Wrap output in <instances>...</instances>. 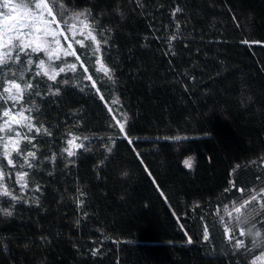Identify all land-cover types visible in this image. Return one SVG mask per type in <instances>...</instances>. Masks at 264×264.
Masks as SVG:
<instances>
[{
  "label": "trees",
  "instance_id": "obj_1",
  "mask_svg": "<svg viewBox=\"0 0 264 264\" xmlns=\"http://www.w3.org/2000/svg\"><path fill=\"white\" fill-rule=\"evenodd\" d=\"M46 2L63 26L85 14L115 82L98 71L91 42L75 46V71L56 82L35 76V65L60 60L32 54L18 82L38 84L40 95L25 92L21 104L43 128L29 135L35 148L20 145L36 152L23 168L26 190H10L22 199L0 195V209L12 212H0V264L264 259V0ZM73 137L89 150L68 157Z\"/></svg>",
  "mask_w": 264,
  "mask_h": 264
},
{
  "label": "snow or ice",
  "instance_id": "obj_2",
  "mask_svg": "<svg viewBox=\"0 0 264 264\" xmlns=\"http://www.w3.org/2000/svg\"><path fill=\"white\" fill-rule=\"evenodd\" d=\"M19 8H23V12H18ZM180 11L176 9L175 12ZM173 12V15H175ZM45 13H47L48 17L52 18V21H55V15L53 14L52 7H50L49 3L46 0H21L20 4H12L10 0H0V77H3L0 80V83H3L5 86L3 87V91L0 92V100L12 101L13 103H19L22 99L25 92H30L32 95L39 96L40 92L37 90L39 85H33L31 82H25L23 86L18 81H23L25 72H30L32 70V65L34 61L32 60V54L38 53L43 51L45 55L48 57V61H52L54 59H60V56L57 55L59 40L55 39V35L50 32L49 25L52 21H49L45 17ZM65 11L63 8L59 10V15L63 17ZM78 16H84V13H78ZM90 15V13L88 14ZM85 19L87 17L85 16ZM67 23V21H65ZM40 26V27H38ZM87 27V25H85ZM179 27V25H177ZM48 35H52V41H49L46 37ZM88 36L91 37L92 41L96 42L97 46L92 49V55L96 56L98 52L101 51L99 47V42L96 40V36L92 35L91 32L88 33ZM176 35L170 37L169 42L171 40H175ZM244 43H248V41H243ZM107 43V41H105ZM55 44L57 47H53L52 45ZM15 52V55L13 53ZM21 55L28 57L26 61L21 60ZM64 55H75L74 52H65ZM79 59V57H77ZM97 63H100L99 59H97ZM37 71L35 72V76H44L47 77L48 81L56 82L57 75L59 73L71 70L75 71L76 64H67L66 67H60L59 72H57V67L54 66L52 63H48L46 65V61L44 59H39V62L35 65ZM104 75L108 78L109 81H113L111 70L101 65V69ZM84 73H88V69L84 68ZM82 80L92 81V88L96 87L95 81L92 80L91 75H83L81 77ZM61 83H69L68 80L61 81ZM86 86H81L79 90L81 92L85 91ZM49 93L51 95H59L60 88L56 87L53 90V85L49 84ZM98 92L99 89H96ZM5 94H7L5 96ZM100 99L103 100L104 97L101 95ZM113 103H118V101H113ZM35 110L38 112V106L33 105ZM32 111V109H25L21 108V111L17 113L21 119H15L13 117V123L20 124L23 127H26L29 132H32L35 128V132L39 135L42 131L43 126L36 127L32 120L33 117L25 116L24 112ZM111 111V109H109ZM11 115L9 110L3 111L4 117H9ZM124 121H127V115H124ZM119 123V121H118ZM5 125H8V131L12 132L13 129L11 125H9L8 121H5ZM0 131H4V127L0 126ZM120 131H124V124L120 123ZM43 133L45 135H51L47 129H43ZM16 139H13L11 136L8 137H0V142H3V157L7 160V165H11L16 167L14 164V159L12 157V153L15 152L17 157H23V162L19 165L21 169L27 165L29 168H33L35 165L32 163L36 159V152L35 151H27L26 147L21 148V133H16ZM24 139L28 141L29 145H32L33 148L36 147L33 144V140L36 139L35 136L28 137L24 136ZM77 137H73L72 140L68 141L69 145H74V140ZM87 139V138H85ZM179 139V138H177ZM114 143V142H113ZM129 143H132L129 140ZM11 145V148L9 147ZM74 147L83 149L84 151H88L89 149L83 144H75ZM108 151L111 152L112 149L108 148ZM64 152L67 153L68 157H73L76 155V152L70 150L69 148H65ZM26 153V154H25ZM55 157H53V160ZM193 164L192 157H187L183 160V165L187 168H191ZM126 175V173H125ZM5 177V166L2 162H0V195L11 197L12 201L19 202L20 199L9 191L8 187L4 185L3 180ZM28 172L26 171H19L16 173V183L20 184L21 189H25L28 187ZM39 186L36 187L35 191H39ZM252 200H256V196H252ZM82 203V201H81ZM247 203V201L245 202ZM243 207V205L241 206ZM237 212L240 211L239 208L236 209ZM0 212L3 213L5 216H11L12 212L9 209H0ZM255 227V225H253ZM241 235H243V231H241ZM256 236H259L260 233L256 232ZM205 239H207V235H205ZM191 242V241H189ZM243 241L237 240L236 247H242ZM92 255H96V251H93Z\"/></svg>",
  "mask_w": 264,
  "mask_h": 264
},
{
  "label": "rangeland",
  "instance_id": "obj_3",
  "mask_svg": "<svg viewBox=\"0 0 264 264\" xmlns=\"http://www.w3.org/2000/svg\"><path fill=\"white\" fill-rule=\"evenodd\" d=\"M33 2H34V0H33ZM10 3L20 4L21 0H10ZM23 11H24L23 8L18 9V12H23ZM53 14H54V12H53ZM45 17L49 21H52V18L48 17L47 13H45ZM85 25H87V27ZM38 27H40V26H38ZM48 27H49L50 32L55 35V39L59 40V42H60L59 46H58V52H57V55L60 56V59L52 60V61L60 60V65H59V67H57V72H59L60 67H66L67 64H70L69 61L67 60L69 55H64V53L66 51L67 52H74L75 55H73V56L77 59L78 56H77L76 51H75V46H84V45H86L87 42L93 43L94 47L97 46L96 42L92 41L91 37L88 36L89 32H91L92 35H94V32L91 29V27L88 26V23L86 22V19L83 16H78V15L75 16L74 19L69 24H66L64 26L61 25L57 21V19L55 18V21H52ZM46 38L49 41H52L53 36L48 35ZM52 46L57 47L55 44H53ZM38 53H44V52L41 51ZM14 54H15V52L13 53V55ZM97 59H99L100 63H97ZM78 61H79V59H78ZM95 61H96L97 68L101 69V65H103V64L100 60L98 53L95 56ZM46 65H47V61H46ZM4 86L5 85H3V87ZM3 87H2V89H0V92L3 91ZM6 95L7 94H5V96ZM21 100L19 101V103H13L12 101H6L5 102V100H0V126L4 127V131H0V137L6 138L8 136H11L13 139H16L17 138L16 133L18 132V133H21L20 139H21V143H22L26 140L23 137L25 135L29 137L30 133L35 131V128L33 129L32 132H29L26 127H23L20 124L13 123V117H15V119H21V117L17 115V113L21 111V108H24L21 104ZM4 110H9L11 115L9 117H4L3 116ZM24 115L28 116L26 114V112H24ZM5 121H8L9 125H11V128L13 129L12 132L8 131V125H5ZM75 144H76V142L74 141V145ZM74 145L68 144V148L70 150L74 151L76 149V147H74ZM9 147L11 148V145ZM3 152H4L3 142H0V159H3L5 161V163L7 164V160L3 157ZM15 155H16V153L13 152L12 157L14 159V164L16 165V167H13L11 165H7L9 167V171L5 172V177H4L3 183H4V185H6L8 187L9 191L11 189L14 190V189L18 188L20 192H24L26 190V188L21 189L20 184L16 183V173L19 171H23V169H21L19 167V165L23 162V157L21 156V157H18V159H15ZM0 191H2V190H0ZM253 264H264L263 256L258 257L254 261Z\"/></svg>",
  "mask_w": 264,
  "mask_h": 264
}]
</instances>
